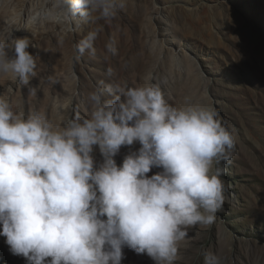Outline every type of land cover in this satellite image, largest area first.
I'll return each mask as SVG.
<instances>
[{"label": "clouds", "instance_id": "1", "mask_svg": "<svg viewBox=\"0 0 264 264\" xmlns=\"http://www.w3.org/2000/svg\"><path fill=\"white\" fill-rule=\"evenodd\" d=\"M84 14L111 18L123 0H72ZM89 36L94 39L92 33ZM29 38L0 44V74L29 86L36 75ZM109 51L114 49L109 45ZM94 55L91 44L79 49ZM152 76L140 87L117 86L111 100L89 93L91 116L62 131L40 114L26 119L0 98V236L27 264H122L124 248L155 264H175L187 229L207 226L224 203L233 133L213 108H177ZM35 95L36 88L29 87ZM139 143L118 166L122 146ZM98 146L103 163L93 157ZM162 171L149 176L153 168ZM204 264H223L207 252Z\"/></svg>", "mask_w": 264, "mask_h": 264}, {"label": "rangeland", "instance_id": "2", "mask_svg": "<svg viewBox=\"0 0 264 264\" xmlns=\"http://www.w3.org/2000/svg\"><path fill=\"white\" fill-rule=\"evenodd\" d=\"M123 2L111 18L80 10L78 24L63 41L48 24L40 27L46 41L37 47L32 37L28 49L36 75L29 86L16 77L0 78V98L22 118L38 113L62 131L76 116H91L89 93L102 90V99L111 100L109 90L143 86L151 74L170 105L215 109L235 139L231 159L213 166L225 169L224 203L212 224L187 229L175 264H204L207 252L219 253L223 264H264V0ZM25 29L14 30L4 43L26 35ZM10 42L6 52L14 58ZM88 43L94 55L80 53ZM140 147L122 146L114 157L117 165ZM93 157L97 167L104 161L98 146ZM160 171L154 167L148 175ZM5 239L0 236V264H27ZM123 251L122 264H155L146 254Z\"/></svg>", "mask_w": 264, "mask_h": 264}, {"label": "bare ground", "instance_id": "3", "mask_svg": "<svg viewBox=\"0 0 264 264\" xmlns=\"http://www.w3.org/2000/svg\"><path fill=\"white\" fill-rule=\"evenodd\" d=\"M22 1L23 0H0V44L7 45L10 41H7V44L4 43L5 37H10L14 30L17 31L19 28L24 27L27 28L25 29L26 35L23 36L18 33V37H27L29 41L34 37L39 41L38 47L46 41L45 39H40V27H46L47 24L50 30L58 31L64 36V38L61 39L63 41L66 37L68 38L67 35L71 29H74L78 24L79 14L82 16V12L74 8L72 1L25 0L24 3ZM35 1H38L37 4ZM11 43L12 42H10V44ZM0 78H2V80H12L15 76L9 74L4 77L0 76ZM52 78L54 77L51 76V79Z\"/></svg>", "mask_w": 264, "mask_h": 264}]
</instances>
